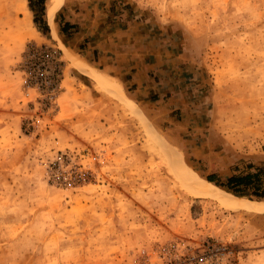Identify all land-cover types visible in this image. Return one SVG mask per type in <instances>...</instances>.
<instances>
[{
  "label": "rangeland",
  "instance_id": "obj_1",
  "mask_svg": "<svg viewBox=\"0 0 264 264\" xmlns=\"http://www.w3.org/2000/svg\"><path fill=\"white\" fill-rule=\"evenodd\" d=\"M29 3L0 0V264H264V212L198 195L178 171L254 173L234 196L264 205V0L113 1L103 26L160 65L142 92ZM35 45L59 54L55 103L26 92ZM64 155L93 175L57 180Z\"/></svg>",
  "mask_w": 264,
  "mask_h": 264
},
{
  "label": "crops",
  "instance_id": "obj_2",
  "mask_svg": "<svg viewBox=\"0 0 264 264\" xmlns=\"http://www.w3.org/2000/svg\"><path fill=\"white\" fill-rule=\"evenodd\" d=\"M113 1L115 0H65L57 13L59 20H62L61 25L67 22L75 25L69 29H79L73 33L74 43L87 39L86 46L80 51L88 64L97 65L98 70H104L109 76L120 79L127 85L135 84L134 91L142 92L151 69L156 70L160 65L156 59L151 64L141 60L142 54L139 51L146 48L134 49L124 45V32L119 27L103 26L104 19L111 15Z\"/></svg>",
  "mask_w": 264,
  "mask_h": 264
},
{
  "label": "built area",
  "instance_id": "obj_3",
  "mask_svg": "<svg viewBox=\"0 0 264 264\" xmlns=\"http://www.w3.org/2000/svg\"><path fill=\"white\" fill-rule=\"evenodd\" d=\"M24 64L27 74L26 92L28 89H33L39 99L42 100L40 96L45 95L49 103H55L62 73L57 50L47 46H31L24 56ZM96 157L91 155L90 161L94 162ZM54 163L52 175L63 184L74 181L82 183L93 175L90 169L84 168L82 164L73 163L71 155H64L62 159H57ZM193 259L198 264H207L204 255L193 257Z\"/></svg>",
  "mask_w": 264,
  "mask_h": 264
},
{
  "label": "bare ground",
  "instance_id": "obj_4",
  "mask_svg": "<svg viewBox=\"0 0 264 264\" xmlns=\"http://www.w3.org/2000/svg\"><path fill=\"white\" fill-rule=\"evenodd\" d=\"M62 2L63 0H48L46 5L47 18L50 21L51 26L53 27L52 33L56 39H58V36L54 28V16L58 11V9L60 8V6L62 5ZM81 70L94 77L100 84L106 81L108 82V79L104 74H101L92 69L81 68ZM178 171L179 174L185 180H187L190 185H192L191 187L193 188L194 191H196L198 195L216 198L223 205H225V207L231 209H246L248 211L264 212V205L253 202L245 198L236 197L234 195H230L222 192L214 184L198 177L193 170L187 168L185 165H180ZM195 180L198 181V184L197 183L194 184Z\"/></svg>",
  "mask_w": 264,
  "mask_h": 264
},
{
  "label": "trees",
  "instance_id": "obj_5",
  "mask_svg": "<svg viewBox=\"0 0 264 264\" xmlns=\"http://www.w3.org/2000/svg\"><path fill=\"white\" fill-rule=\"evenodd\" d=\"M45 0H30V9L33 10V6L31 5V3H34L36 5H40L41 6V10L44 11V8H43V4H44ZM46 3H47V0H46ZM46 3H45V17H46ZM34 21L35 18H34ZM46 22H47V19H46ZM45 23V26H46V29H48V22L47 24ZM71 25H69L67 22H65L63 24V28L61 29L62 32H65L68 27H70ZM256 175L254 173L252 174H243V175H230L228 176L227 178H225V181L223 182H219L213 175H210V176H206L205 179L211 183H213L215 186L233 194V195H236V196H243V197H246L248 195H246L245 193H243L241 191V188L242 186H248V184L250 185V180L253 179L252 177ZM254 196L256 198H263V194H257L256 190L254 192ZM264 202V201H263Z\"/></svg>",
  "mask_w": 264,
  "mask_h": 264
}]
</instances>
